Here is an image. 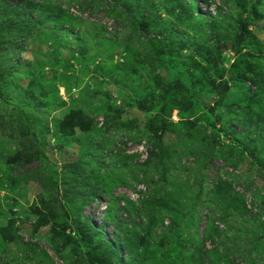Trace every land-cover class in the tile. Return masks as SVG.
Wrapping results in <instances>:
<instances>
[{"label":"rangeland","instance_id":"obj_1","mask_svg":"<svg viewBox=\"0 0 264 264\" xmlns=\"http://www.w3.org/2000/svg\"><path fill=\"white\" fill-rule=\"evenodd\" d=\"M0 46V264H264V0H0Z\"/></svg>","mask_w":264,"mask_h":264},{"label":"trees","instance_id":"obj_2","mask_svg":"<svg viewBox=\"0 0 264 264\" xmlns=\"http://www.w3.org/2000/svg\"><path fill=\"white\" fill-rule=\"evenodd\" d=\"M26 11L24 10V12L23 13H25ZM2 47L0 46V49H1ZM82 232V231H81ZM86 233V232H85ZM110 252H112V251H110ZM112 256H117V254L115 253V252H112Z\"/></svg>","mask_w":264,"mask_h":264}]
</instances>
